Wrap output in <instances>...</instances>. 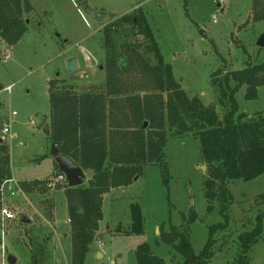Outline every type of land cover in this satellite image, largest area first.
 Returning <instances> with one entry per match:
<instances>
[{"label": "rangeland", "instance_id": "374dc122", "mask_svg": "<svg viewBox=\"0 0 264 264\" xmlns=\"http://www.w3.org/2000/svg\"><path fill=\"white\" fill-rule=\"evenodd\" d=\"M27 1L31 10L22 15L27 26L24 34L10 46L0 40V129L10 125V136L0 133L9 158L8 177L3 181L14 179L19 187L14 196L5 198L13 218L0 219V258L3 251L16 257L15 264H31L36 252L41 264H70L64 185L45 192H25L20 187L22 182L45 181L56 173L45 133L49 80L56 78L59 89L85 85L86 90H100L105 77L101 29L114 17L140 7L174 79L188 97L213 105L220 118L224 107L211 76L221 79L226 71L241 69L246 62H264V47L256 46L257 38L264 34V19L251 18V0ZM6 48L9 55L4 58ZM69 56L77 60V67L71 70L64 64ZM245 92L242 85L234 93L237 113H264V85L257 87L255 99H246ZM165 130L168 194L157 164L146 165L129 185L106 192L102 218L82 264H135L134 250L141 242L165 264H181L182 257L170 246L155 244L160 224L166 230L169 223L184 221L188 241L197 254L208 228L222 220L216 200L211 211L206 209L202 189L207 167L197 138L189 132L175 136L168 126ZM84 172L88 176L89 172ZM228 188L232 195L228 226L215 234L211 264H234L237 235L248 230L257 205L264 202V197L255 199L264 194V173L246 181L231 179ZM131 202L138 204L142 215V232L138 234L123 233L130 225ZM192 210L195 215L188 223ZM22 215L29 223L20 222ZM117 227L122 232H117ZM247 264H264V222L260 238L247 252Z\"/></svg>", "mask_w": 264, "mask_h": 264}, {"label": "trees", "instance_id": "16d2710c", "mask_svg": "<svg viewBox=\"0 0 264 264\" xmlns=\"http://www.w3.org/2000/svg\"><path fill=\"white\" fill-rule=\"evenodd\" d=\"M30 10L27 0H0V40L4 44L10 46L24 34L27 26L22 15ZM251 18L264 19V0H251ZM101 32L103 87L93 91H81L74 85L59 89L56 78L50 79L48 85L47 138L50 143L57 142L63 154L89 172L86 182L79 186L60 184L64 185L70 226V264L83 263L102 218V195L111 188L129 185L146 165L157 164L168 194L166 126L173 129L175 136L189 132L197 138L207 167L202 189L206 209L211 211L216 200L222 220L208 228L207 239L197 254L188 241L184 221L179 225L169 223L166 230L160 224L155 244L170 246L182 257L181 264H211L215 234L228 226L232 201L228 181H246L264 173V114L237 113L234 99L242 85L246 99L256 98L257 87L264 85V62H246L241 69L226 71L221 79L211 76L219 91V104L224 107L219 118L213 105H204L196 96L188 97L174 79L140 7L114 17ZM231 81L234 86H230ZM143 122L147 123L145 127ZM54 166L57 170L55 163ZM8 167L6 145L0 141V184L8 177ZM44 183L26 181L20 187L25 192H45ZM262 197L264 194H259L255 199ZM128 207L130 225L123 233H141L139 206L131 202ZM190 212L188 223L195 215L193 210ZM262 222L264 202L257 205L248 230L244 228L237 235L234 264H247V252L260 238ZM116 230L122 232L118 227ZM38 255L33 253L31 264H41ZM134 256L135 264H165L146 242L136 245Z\"/></svg>", "mask_w": 264, "mask_h": 264}, {"label": "water", "instance_id": "95a60500", "mask_svg": "<svg viewBox=\"0 0 264 264\" xmlns=\"http://www.w3.org/2000/svg\"><path fill=\"white\" fill-rule=\"evenodd\" d=\"M218 6V4H216ZM256 46L264 47V34L259 35L256 40ZM65 69L71 70L77 67V60L74 56H69L64 59ZM101 69V65L99 66ZM79 90L86 91L85 85H80ZM44 123L42 120L40 126ZM146 122H143L142 127L146 126ZM49 154L54 160L57 166V172L63 173L66 180V185L68 187H76L86 182V175L82 168L75 163L72 159L67 157L61 150L58 148L57 142H51L49 145ZM202 168H205V165H202ZM137 176H134L133 179H136ZM20 222L29 223V218L26 215L20 217ZM6 261L8 264H15L16 257L12 254L6 255Z\"/></svg>", "mask_w": 264, "mask_h": 264}, {"label": "built area", "instance_id": "2783aa9c", "mask_svg": "<svg viewBox=\"0 0 264 264\" xmlns=\"http://www.w3.org/2000/svg\"><path fill=\"white\" fill-rule=\"evenodd\" d=\"M217 1L220 2L221 0H217ZM217 4L219 5V3ZM1 46H2V42L0 41V47ZM8 55H9V52L6 48L3 52V57L7 58ZM11 114L14 115L15 112L12 111ZM0 133L2 135L10 136V125L4 124L0 129ZM6 183H9V185H7ZM64 183L66 184L64 174L60 172H56L52 178L45 180L44 185L48 189H54L56 185H60ZM18 190H19V187L16 181H14V179H9L7 180V182L3 181L0 184V219L1 220L13 218V214L10 212L8 206L5 203V198L14 196ZM6 255L7 254H5V252L3 251L1 252L0 264H8L6 261Z\"/></svg>", "mask_w": 264, "mask_h": 264}, {"label": "crops", "instance_id": "0c3cea01", "mask_svg": "<svg viewBox=\"0 0 264 264\" xmlns=\"http://www.w3.org/2000/svg\"><path fill=\"white\" fill-rule=\"evenodd\" d=\"M262 114H264V113H262ZM85 173V172H84ZM86 175V174H85ZM105 194V193H104ZM103 194V195H104ZM103 195H102V199H103ZM65 199V198H64ZM102 204V203H101ZM64 205H65V203H64ZM66 208V207H65ZM54 210V209H53ZM66 215H67V213H66ZM67 221H68V218H67ZM99 226V225H98ZM68 229H69V237H70V226H69V222H68ZM157 231V228H155V232ZM63 235H66V234H63Z\"/></svg>", "mask_w": 264, "mask_h": 264}]
</instances>
